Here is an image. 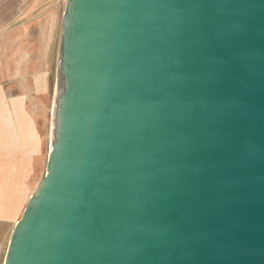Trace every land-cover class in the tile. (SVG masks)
Instances as JSON below:
<instances>
[{
  "label": "water",
  "instance_id": "obj_1",
  "mask_svg": "<svg viewBox=\"0 0 264 264\" xmlns=\"http://www.w3.org/2000/svg\"><path fill=\"white\" fill-rule=\"evenodd\" d=\"M3 264H264V0H65Z\"/></svg>",
  "mask_w": 264,
  "mask_h": 264
},
{
  "label": "rangeland",
  "instance_id": "obj_2",
  "mask_svg": "<svg viewBox=\"0 0 264 264\" xmlns=\"http://www.w3.org/2000/svg\"><path fill=\"white\" fill-rule=\"evenodd\" d=\"M64 4L0 0V264L46 173Z\"/></svg>",
  "mask_w": 264,
  "mask_h": 264
},
{
  "label": "bare ground",
  "instance_id": "obj_3",
  "mask_svg": "<svg viewBox=\"0 0 264 264\" xmlns=\"http://www.w3.org/2000/svg\"><path fill=\"white\" fill-rule=\"evenodd\" d=\"M56 87V86H55ZM54 104H55V100H54ZM54 104H53V112H54Z\"/></svg>",
  "mask_w": 264,
  "mask_h": 264
},
{
  "label": "crops",
  "instance_id": "obj_4",
  "mask_svg": "<svg viewBox=\"0 0 264 264\" xmlns=\"http://www.w3.org/2000/svg\"><path fill=\"white\" fill-rule=\"evenodd\" d=\"M3 166L2 165H0V168H2Z\"/></svg>",
  "mask_w": 264,
  "mask_h": 264
}]
</instances>
